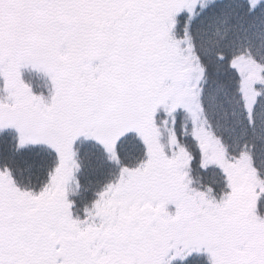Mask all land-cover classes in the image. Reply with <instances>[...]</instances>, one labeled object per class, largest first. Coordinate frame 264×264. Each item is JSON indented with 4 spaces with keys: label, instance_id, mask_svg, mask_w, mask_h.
<instances>
[{
    "label": "snow or ice",
    "instance_id": "obj_1",
    "mask_svg": "<svg viewBox=\"0 0 264 264\" xmlns=\"http://www.w3.org/2000/svg\"><path fill=\"white\" fill-rule=\"evenodd\" d=\"M0 264H264V0H0Z\"/></svg>",
    "mask_w": 264,
    "mask_h": 264
}]
</instances>
